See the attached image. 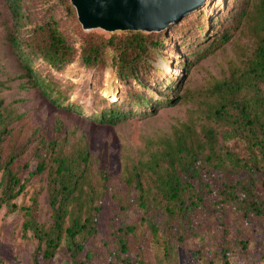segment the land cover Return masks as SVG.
<instances>
[{
    "label": "trees",
    "instance_id": "obj_1",
    "mask_svg": "<svg viewBox=\"0 0 264 264\" xmlns=\"http://www.w3.org/2000/svg\"><path fill=\"white\" fill-rule=\"evenodd\" d=\"M4 1L9 19L0 21V36L12 43L40 87L65 110L83 109L70 101L73 85L54 74H64L78 58L86 68L96 70L106 63L105 49L114 50L113 67L126 87L124 100L110 104L99 97L97 107L102 108L93 115L94 121L110 126L147 119L157 109L179 103L186 79L167 76L152 60L173 48V53L186 54L189 62L165 57L174 66L187 70L201 64L233 38L234 29L221 28V20L238 17L249 4V0H240L239 5L238 0H229V9L224 6L211 16L200 8L171 26L162 39L143 32L108 37L87 33L77 46L61 25L64 16L78 20L71 0H38V6L35 0ZM234 5L237 9L231 14ZM213 18L218 22L213 23ZM168 34L176 39L168 41ZM167 42L172 48H166ZM259 47L247 94L240 97L227 89L213 105L209 122L176 126L171 134L149 141L137 157L126 154L118 178L101 169L84 138L75 133L71 144L66 137L45 144L36 174L48 178L51 220L41 223L36 208L21 209L23 232L37 242L32 264H54L59 259L64 264H96L98 253L92 246L104 213L115 247L109 264H150L147 246L170 249L201 239V221L214 216L234 214L239 223L264 219V44ZM145 81L175 97L158 98ZM9 90L7 83L0 82V153L13 138L17 116L15 105L2 100ZM19 155L12 149L0 166V210L4 206L17 210L13 201L24 189L15 166ZM216 243L213 257L221 264H229L230 254L245 253L249 246L242 235L230 238L227 228ZM0 264L4 263L0 260Z\"/></svg>",
    "mask_w": 264,
    "mask_h": 264
},
{
    "label": "rangeland",
    "instance_id": "obj_2",
    "mask_svg": "<svg viewBox=\"0 0 264 264\" xmlns=\"http://www.w3.org/2000/svg\"><path fill=\"white\" fill-rule=\"evenodd\" d=\"M228 2L229 0H207L202 10L211 16L224 6L229 9ZM38 5V0H35L34 6ZM237 5L231 7L229 13H235ZM8 17L9 11L5 1L0 0V21L9 19ZM35 17L37 19L38 15ZM231 19L221 20L224 22L221 28L234 29L230 43L201 64L187 70L166 61L165 57L170 60L174 56V62L186 60V54L173 53L175 49L167 42L166 48L172 49H167L165 56H158L152 63L167 76L186 79L180 91L183 99L174 106L162 109L159 107L153 117L132 119L118 126L102 125L93 120L95 112L102 108L97 107L99 97L107 98L110 104L124 100L126 87L113 67L114 50L105 49L106 63L96 70L86 68L84 62L78 58L64 74H54L63 83L70 82L73 85L68 91L70 101L83 109L82 112H76L57 105L53 97L40 87L34 72L29 71L25 61L15 52L12 43H7L4 37L0 36V82H5L10 87V90L2 95V100L5 105H15L17 108V116L12 124L13 138L7 140L4 150L0 153V166L9 158L12 149L16 153L19 152L15 166L21 183L24 184L20 196L13 201L17 210L12 211L6 206L0 210V260L4 264H32L37 242L31 233L25 235L23 232L22 208H36L37 218L41 223H49L51 220L47 193L48 178L46 174H36L45 144L63 137L71 144L74 142L75 133L84 138L99 160L101 169L118 178L126 154L137 157L145 150L149 141L171 134L176 126L209 122L213 105L215 106L218 98L226 93L227 89L235 90L240 97L248 93L252 61L260 49L259 44H264V0H249L247 8L238 17ZM212 21L218 22L216 18ZM61 25L69 37L77 41V46L84 34L101 33L107 37L110 35L101 30L86 32L78 20L76 22L67 16H64ZM215 28L217 31L218 28ZM163 33L151 34L162 39L165 36ZM166 38L172 41L176 39V35L168 34ZM192 52L193 50L190 51ZM145 82L158 98L175 97L173 94L167 95L163 88L158 90ZM109 89L113 93L110 96L107 93ZM1 177L0 170V183ZM107 208L109 209V206ZM105 215L104 213L102 216L99 232L92 246L98 253L96 264H109L115 254ZM226 228L230 238L242 235L249 242L245 253L230 254L229 264H264V219L256 217L250 223H239L234 214L225 218L214 216L202 220L198 229L201 239L193 238L184 246L170 249L155 244L147 246V260L150 264H221L213 257V252L217 239ZM54 264L64 262L59 259Z\"/></svg>",
    "mask_w": 264,
    "mask_h": 264
},
{
    "label": "water",
    "instance_id": "obj_3",
    "mask_svg": "<svg viewBox=\"0 0 264 264\" xmlns=\"http://www.w3.org/2000/svg\"><path fill=\"white\" fill-rule=\"evenodd\" d=\"M207 0H71L86 32L162 33L193 14Z\"/></svg>",
    "mask_w": 264,
    "mask_h": 264
},
{
    "label": "bare ground",
    "instance_id": "obj_4",
    "mask_svg": "<svg viewBox=\"0 0 264 264\" xmlns=\"http://www.w3.org/2000/svg\"><path fill=\"white\" fill-rule=\"evenodd\" d=\"M107 93L109 94V96H110V94H113L112 91H111L110 89L107 91ZM108 94H107V95H108Z\"/></svg>",
    "mask_w": 264,
    "mask_h": 264
}]
</instances>
